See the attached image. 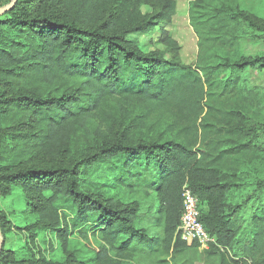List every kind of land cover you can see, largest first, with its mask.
<instances>
[{
    "label": "trees",
    "instance_id": "trees-1",
    "mask_svg": "<svg viewBox=\"0 0 264 264\" xmlns=\"http://www.w3.org/2000/svg\"><path fill=\"white\" fill-rule=\"evenodd\" d=\"M108 1L16 0L0 14V195L26 196L37 217L27 229L59 230L70 208L73 226L98 231L101 253L194 264L180 260L199 249L178 232L187 184L215 238L199 251L225 264L246 203L231 197L243 187L242 166L263 150L264 125L252 121L261 101L237 74L263 69L264 54H243L242 38L264 39V23L236 0L191 2L195 66L176 59L181 47L167 28L158 39L172 59L128 38L171 23L175 0H123L106 11ZM149 2L160 10L138 19ZM114 122L103 138L101 124ZM148 195L158 205L144 209ZM252 218L263 243L264 214ZM0 222L10 223L4 210ZM0 264L53 263L2 246Z\"/></svg>",
    "mask_w": 264,
    "mask_h": 264
},
{
    "label": "rangeland",
    "instance_id": "rangeland-1",
    "mask_svg": "<svg viewBox=\"0 0 264 264\" xmlns=\"http://www.w3.org/2000/svg\"><path fill=\"white\" fill-rule=\"evenodd\" d=\"M12 1L0 0V8L10 5ZM121 1L123 0H109L106 11L110 8L119 10L118 5ZM175 1L176 11L171 23L159 22L153 31L130 34L128 38L137 42L147 52L160 49L168 59H172L173 55L169 48L160 43L158 39L160 28H167L181 47L176 59L182 63L196 66L199 38L191 25L189 15L190 4L195 0ZM236 2L240 8L250 12L264 23V0H236ZM159 10L160 7L156 6L154 2L143 4L140 7L138 19L154 17ZM241 52L243 54H264V39H254L250 34L243 37ZM237 75H239L241 86L253 89L252 94L258 93L261 108L255 110L252 121L264 125V68L246 69ZM118 127L119 123L116 122L102 123V137H111ZM161 131L162 125L156 127L152 134L156 137ZM260 139H262L263 150L258 158L244 164V167L242 166L246 170L242 180L243 187L239 193L237 192L231 197L234 202L246 200V203L244 209L241 210L244 221L242 222V232L237 237L238 244L230 249V253L225 251L227 260L225 264H235L234 260L253 264L264 257V242L260 243L257 239L258 235H256L260 225L252 218L255 213L264 214V133ZM142 200L144 209L158 205V200L153 195L145 196ZM29 206V201L27 202L26 196L20 191H15L7 196L0 195V210L5 211L7 220L10 222L5 228L0 222V251L4 246L5 249L16 251L20 256L35 254L37 258L43 257L53 264H63L76 258L77 262L81 264H173L171 256L167 257V262H162L156 258L137 254L130 258H124L113 251H108L106 254L101 253L105 242L101 239L98 231H93L86 226H73V212L70 208L61 210L62 220L58 226L59 230L27 229L26 226L37 221L36 215L30 212ZM187 243L191 245L193 242ZM188 257L194 264L213 263L207 259V254L201 253L198 248L192 246L182 254L180 260H185ZM218 263V261L215 262V264Z\"/></svg>",
    "mask_w": 264,
    "mask_h": 264
},
{
    "label": "built area",
    "instance_id": "built-area-1",
    "mask_svg": "<svg viewBox=\"0 0 264 264\" xmlns=\"http://www.w3.org/2000/svg\"><path fill=\"white\" fill-rule=\"evenodd\" d=\"M199 197L185 184L183 188V209L178 232L187 242H198L201 251L210 247L215 242L201 221Z\"/></svg>",
    "mask_w": 264,
    "mask_h": 264
},
{
    "label": "water",
    "instance_id": "water-1",
    "mask_svg": "<svg viewBox=\"0 0 264 264\" xmlns=\"http://www.w3.org/2000/svg\"><path fill=\"white\" fill-rule=\"evenodd\" d=\"M15 2L16 0H13L10 5L0 8V14L11 8Z\"/></svg>",
    "mask_w": 264,
    "mask_h": 264
}]
</instances>
